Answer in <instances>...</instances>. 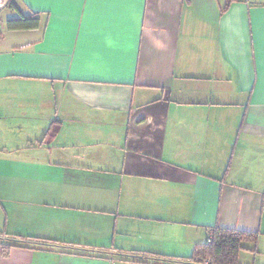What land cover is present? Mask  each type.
<instances>
[{
  "label": "crops",
  "instance_id": "crops-1",
  "mask_svg": "<svg viewBox=\"0 0 264 264\" xmlns=\"http://www.w3.org/2000/svg\"><path fill=\"white\" fill-rule=\"evenodd\" d=\"M1 15L0 264H198L216 228L264 264V0Z\"/></svg>",
  "mask_w": 264,
  "mask_h": 264
},
{
  "label": "trees",
  "instance_id": "trees-1",
  "mask_svg": "<svg viewBox=\"0 0 264 264\" xmlns=\"http://www.w3.org/2000/svg\"><path fill=\"white\" fill-rule=\"evenodd\" d=\"M38 26L39 18L36 14L19 15L7 21V27L16 30L34 29ZM255 240V233L216 228L213 229L212 243L207 244L204 242L196 246L189 260L198 264H202L205 259H208L211 264H236L237 253L241 249V243L243 241L254 243ZM74 251L86 252L78 249H74Z\"/></svg>",
  "mask_w": 264,
  "mask_h": 264
},
{
  "label": "built area",
  "instance_id": "built-area-1",
  "mask_svg": "<svg viewBox=\"0 0 264 264\" xmlns=\"http://www.w3.org/2000/svg\"><path fill=\"white\" fill-rule=\"evenodd\" d=\"M9 3H10V0H0V26L2 24V15H1V12L5 8H7L9 6ZM212 237H213V232L212 231H209L207 233L205 242L207 244H211L212 243ZM202 264H211V263H210V261L208 259H205Z\"/></svg>",
  "mask_w": 264,
  "mask_h": 264
}]
</instances>
